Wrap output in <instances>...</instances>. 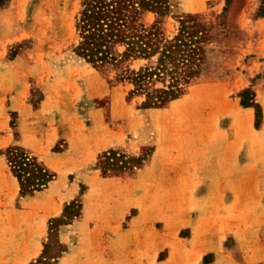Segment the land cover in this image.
<instances>
[{
	"label": "rangeland",
	"instance_id": "374dc122",
	"mask_svg": "<svg viewBox=\"0 0 264 264\" xmlns=\"http://www.w3.org/2000/svg\"><path fill=\"white\" fill-rule=\"evenodd\" d=\"M86 1L0 0V119L5 117L13 134L12 143L0 149L6 168L0 178V237L10 230L23 241L35 237L38 245L22 264H78V255L94 248L84 242L93 237L84 224L93 225L99 209L118 215L130 209L121 230L130 228L136 238L147 222L143 234H163L166 248L159 259L166 264H197L172 251L192 229L196 237L227 236L228 255L219 264L249 261L257 245L238 240L253 228L264 229V63L256 59L261 33L252 16L257 8L256 16L264 18V0L258 6V0H152L157 9L138 10L134 24L155 34L158 53L185 21L197 25L195 75L183 78L177 97L163 103L158 98L172 88L169 76L136 79L158 66L160 54L125 57L124 44L105 62L79 54L78 24ZM19 55L24 73L16 64L7 67ZM19 92L25 113L12 106ZM245 100L252 105H243ZM50 124L48 133L44 127ZM236 140L242 154L229 169L240 176L226 180L227 209L219 206V194L172 191L168 156L210 153L215 160L224 142ZM24 156L31 159L28 164ZM38 167L48 175L43 185ZM114 178L121 180H109ZM48 208L51 214L44 215ZM17 214L8 230L9 218ZM105 231L103 239H109ZM104 247L103 263L109 264ZM213 254L200 264L213 262ZM256 258L264 260V251L261 258L252 256V263ZM157 261L151 254L149 264Z\"/></svg>",
	"mask_w": 264,
	"mask_h": 264
},
{
	"label": "crops",
	"instance_id": "0c3cea01",
	"mask_svg": "<svg viewBox=\"0 0 264 264\" xmlns=\"http://www.w3.org/2000/svg\"><path fill=\"white\" fill-rule=\"evenodd\" d=\"M262 0H258L257 6ZM257 9V8H256ZM256 9L253 16V24L255 26V30L260 32V44L256 47V59L258 62L263 61L264 63V18L256 16ZM262 58V59H259ZM22 55H19L15 60L10 61L7 64V67H14L17 65L18 71L25 72L27 67L25 66V62ZM16 64V65H15ZM13 74V73H12ZM10 75V77L12 76ZM20 92L11 99L13 108L19 110L20 112L25 113L27 107L24 105V100L20 98ZM42 104V107L37 110V114H42V109L46 103H48L49 97ZM21 99V100H20ZM44 131L50 132L53 131V127L45 126ZM13 134H11L8 130L7 121L3 116L0 119V149L8 146L12 143ZM220 156L214 160V157L210 153L208 155H199L198 157L193 154H187L186 156H180L179 159H175V155L168 156V163H172V165H168L165 169L171 170L172 174L170 176L173 178L169 185L173 187V192H177L179 194H219L220 198V207L228 208V202L226 198L223 199V194H227L229 189L226 184L227 178L230 177L231 180L234 177L240 176L238 174V170L229 169L231 162L233 161L234 165L237 163L242 150V143L239 141L233 142H224L221 147H219ZM208 149L205 148L204 151ZM197 157V158H196ZM200 157V158H199ZM213 161H217L216 165H213ZM164 169V168H163ZM6 174V168L4 164V160L0 157V178ZM216 178V180H213ZM109 180H121L119 178L109 179ZM230 180V181H231ZM12 182V181H11ZM125 183H129L126 182ZM46 192V191H45ZM46 194V193H43ZM51 208H48L44 211V215L51 214ZM108 213L98 210L96 213V218L93 225L90 223L84 224V230H93V237H86L84 240L85 244L94 246L93 251H88L83 254L78 255V264H86V262H91L94 260L95 264L103 263V252L102 245H106L104 247L105 251L108 249L109 252L105 253L109 255L108 261L109 264H149L150 255L153 254V257H157V264H166L165 261L159 259L161 253L166 248V238L163 234L158 233L157 238H149L147 234H143L145 230H147L148 223H144V228L142 229L143 233H136V238H131V229L121 230L120 226L122 225V221L127 219V215L130 212V209H126L124 213L118 215L114 214L112 209L109 208L107 210ZM18 215L12 216L9 218L8 224H6V228L8 230L10 227L15 226V219L18 218ZM222 218L226 215L221 213ZM179 217H183L180 213ZM221 218V219H222ZM261 220V219H260ZM136 221V217L131 219L130 225L134 224ZM262 224H264L261 220ZM193 224V223H190ZM261 224V223H258ZM146 228V229H145ZM262 227L253 228V233L240 237L238 242L241 244L243 240L247 241V244L254 242L257 245L256 249H252L251 252L248 253L249 261H233V264H244V262L248 264H264V260L261 258L264 251V230ZM105 229H108L109 239H103L104 234L106 233ZM114 229V230H113ZM13 233L10 230L8 235H4L0 237V264H22L24 261H29L31 259L33 247L38 245V241L35 240L32 234H29V239H25L24 241L21 237H14ZM102 234V235H101ZM227 236H216L210 235L209 233L203 234L201 237H196L195 232H193L191 237H182L180 241L177 242L173 247V252H175L181 258H189L190 261L197 260V264L203 263V260L206 257H209L211 253H214L213 262L209 264H219L224 261L226 258V254L223 249V241ZM246 237V238H245ZM100 245L99 247H96ZM15 248L13 251H9L6 253V249ZM3 252V253H2ZM181 252V253H180ZM171 253V251H170ZM244 256V255H243ZM252 256L260 257L256 258L252 263ZM175 257V255H174ZM105 258V257H104ZM246 258V254H245ZM107 259V258H105ZM182 262L180 261L179 264Z\"/></svg>",
	"mask_w": 264,
	"mask_h": 264
},
{
	"label": "trees",
	"instance_id": "16d2710c",
	"mask_svg": "<svg viewBox=\"0 0 264 264\" xmlns=\"http://www.w3.org/2000/svg\"><path fill=\"white\" fill-rule=\"evenodd\" d=\"M151 1L87 0L78 24L82 37V43L78 48V52L85 59L95 63L114 59L113 49L117 44L127 45L126 52L124 53L125 57L160 54L158 66L153 71H147L144 74L138 75L136 79L141 83L145 77L160 74L169 76L172 80V88L169 91L163 92V94H167L166 97L162 96L158 98V102L163 103L166 100L177 97L180 92L178 84L183 78L195 75L193 69H191V59L194 51L192 46L196 43L193 41L192 31L197 25H191L190 21H185L175 40L165 45V48L158 53V47L155 48L156 44L153 43L154 39H152V36H155V34L151 32L145 34L146 30L144 28H140L134 24V16L139 13V9L151 11L157 9L155 7L156 2L152 3ZM132 13L134 15H131ZM189 38L190 42L188 41ZM243 105L250 106L252 103H248L245 100L243 101ZM256 107L259 109L257 105ZM23 160L26 164L31 161L27 156H24ZM38 172L41 174L40 185L48 182V175L43 173L44 170L38 167ZM19 177L22 179L23 176L19 173ZM29 179L26 182L30 181Z\"/></svg>",
	"mask_w": 264,
	"mask_h": 264
}]
</instances>
